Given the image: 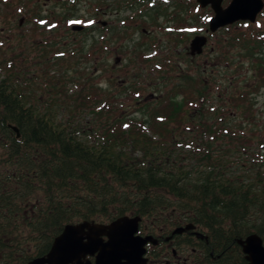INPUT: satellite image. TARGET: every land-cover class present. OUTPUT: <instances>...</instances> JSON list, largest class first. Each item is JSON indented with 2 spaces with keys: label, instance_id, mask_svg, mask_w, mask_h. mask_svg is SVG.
<instances>
[{
  "label": "trees",
  "instance_id": "trees-1",
  "mask_svg": "<svg viewBox=\"0 0 264 264\" xmlns=\"http://www.w3.org/2000/svg\"><path fill=\"white\" fill-rule=\"evenodd\" d=\"M80 2L57 0L44 11L0 0V264L46 255L67 224L125 215L178 214L215 235L217 252L229 246L232 260L238 240L256 234L264 243V134L255 110L264 9L249 35L221 29L190 57L178 46L212 15L192 17V0L146 5L101 37L90 35L94 25L68 27ZM18 16L20 30L8 33L4 25L12 30ZM158 20L170 24L167 53L155 55L157 42L143 34L129 52L131 28ZM113 51L124 65L107 60Z\"/></svg>",
  "mask_w": 264,
  "mask_h": 264
},
{
  "label": "water",
  "instance_id": "water-1",
  "mask_svg": "<svg viewBox=\"0 0 264 264\" xmlns=\"http://www.w3.org/2000/svg\"><path fill=\"white\" fill-rule=\"evenodd\" d=\"M223 1L196 0L201 8L209 6L213 12L208 21L207 33H215L238 22L254 23L264 8L263 0H230L226 7L222 6ZM81 29L80 26L71 28L72 31ZM206 44L207 36L193 37L189 43V54L201 55ZM116 62L119 63V59ZM12 130L17 133L15 127ZM139 222V217L123 216L109 224L83 221L65 225L53 240L48 253L26 264H146L144 247L150 237L146 239L136 235ZM249 236L238 241L246 260L250 264H264L262 240L256 234ZM87 257L94 258V262Z\"/></svg>",
  "mask_w": 264,
  "mask_h": 264
},
{
  "label": "flooded vegetation",
  "instance_id": "flooded-vegetation-1",
  "mask_svg": "<svg viewBox=\"0 0 264 264\" xmlns=\"http://www.w3.org/2000/svg\"><path fill=\"white\" fill-rule=\"evenodd\" d=\"M159 1L166 4L172 3L169 0H150V6L154 7ZM130 4L131 0H116L115 5L122 7L111 16L117 18L120 10ZM100 10H94L96 20L92 33L97 36H104L108 34L110 25L108 22L98 20V17H108V12L102 11L103 9ZM136 26L135 24L133 27L135 29L131 28L135 34L137 33ZM203 30V34H205L206 29ZM144 33L147 34V32ZM186 54H189L188 51ZM112 56L113 54H109L107 57L110 59ZM137 235L142 238L150 237L155 241L150 240L152 243L148 242L145 245L144 257L147 259V264H250L238 243L240 240L235 242L239 247L238 259L232 260L231 255H229V246L222 253L217 252L214 247L217 242L215 235L199 225L180 220L179 215L173 212H164L157 219L141 217ZM223 242L225 246L228 244L224 240ZM90 260L93 262V258Z\"/></svg>",
  "mask_w": 264,
  "mask_h": 264
},
{
  "label": "rangeland",
  "instance_id": "rangeland-1",
  "mask_svg": "<svg viewBox=\"0 0 264 264\" xmlns=\"http://www.w3.org/2000/svg\"><path fill=\"white\" fill-rule=\"evenodd\" d=\"M23 3H27L26 5H28L27 7L30 9L31 8V5L33 4V2H38V4L40 5L41 9L46 11L48 10L49 8H52L55 6V2L57 0H21ZM104 1V8L102 11H105L108 15V17H98L101 22H108L109 25H113L115 22L117 21H124L123 19L125 18H132L134 17L135 13H129V12H122L120 14H118V17L115 18V17H112L110 12L111 11H114L115 7L113 5H111V2H113V0H81L80 4H77V9H78V13L77 15L74 17V19H72L68 25V27L70 28L72 25H80V26H84V27H89L91 26L94 21L96 19H92V15H93V11L96 10V11H101L99 8H97V5H100V2ZM30 2V4H29ZM150 2V0H133V3H137V4H140L141 5V8L137 9L135 8L134 11H136L138 14L139 12H146L144 9L148 10L147 6H148V3ZM229 2V0H224L223 1V5L227 4ZM92 3H96V4H92ZM158 3H161V4H166V3H162L161 1H159ZM147 5V6H146ZM198 8H195V12L192 14V17H196L197 14L195 13H198V11H202V10H211L210 7H205L204 9L200 8L199 5L197 4ZM202 13V12H201ZM200 13V14H201ZM110 14V15H109ZM18 15H23V14H18ZM95 16V15H93ZM90 18V19H89ZM142 20V18H140ZM2 19L0 18V30H2L3 28V24L1 23ZM20 22L21 21V24H22V21H25V17H22L21 16H18L16 18V23H15V26H12L13 29H11V25H4L5 29H7V32L10 33V34H13V33H16L18 32V30H20L17 26V22ZM128 20L124 21V22H127ZM158 23L161 24V26L159 27H153V26H149V27H146V31L148 32L146 35L148 37H152V39H154L157 43L155 45H153L152 47L156 46L157 45V48H156V52H159V53H156L155 51H151V52H148L147 55H149L150 57H152L153 53L155 52L157 54H160V53H163V54H166L167 53V49L166 47L168 46L167 44V37L166 35L170 32L169 31V28L166 29V27H170V24H166L164 20H158ZM193 26H196V23H193ZM248 26L247 24H245L244 26L242 25H233L232 29L229 30V32H235L236 30H240L242 31L243 33H246L247 35L250 34V31H248ZM28 28V25L26 24V26L24 27H21V30L23 29H27ZM139 32H137L135 34L134 31H131L130 34V37L129 39L130 40H124L123 41V45L127 46L129 45L128 47V51L131 52L132 50V47H134L137 43L145 40L143 39V37H140V30H138ZM193 32L191 33L188 41L186 42V44L184 46H178L177 48V51L179 52L180 50L184 49V48H187L188 49V44H189V41L191 40V38L196 35V34H203L204 33V30L201 29L200 27H194ZM7 35V34H5ZM99 36V35H98ZM97 36V37H98ZM101 37V36H100ZM69 39H73V40H76V37L73 38L72 37V34H70V37ZM26 46L28 48H31L33 46V41L32 42H27L26 43ZM210 47H212V45L209 43L207 49H209ZM188 51V50H187ZM18 53V52H16ZM154 56V55H153ZM159 56V55H157ZM119 57L120 59V62L117 63L116 65H118L117 67L119 66H122L125 64L126 62V56H119L117 54H113L112 57H110V59H108L107 57V60L111 63V64H114L116 58ZM122 64V65H119V64ZM121 72H124V70H120ZM116 72H119V70H116ZM243 75H244V72H243ZM118 76H120V78L118 80H123L124 76L120 73L118 74ZM129 76H132L131 73H129ZM95 83H98L100 85H104V80L103 79H96L95 80ZM127 104H130L127 102ZM255 110L259 111L258 112V116H259V123L256 124V128L257 129H260L261 130V133L264 134V89L263 91H261L258 96H257V102L255 103ZM201 237V236H200ZM149 240H152V238H149ZM153 241V240H152ZM241 241V240H240ZM155 242V241H153Z\"/></svg>",
  "mask_w": 264,
  "mask_h": 264
},
{
  "label": "bare ground",
  "instance_id": "bare-ground-1",
  "mask_svg": "<svg viewBox=\"0 0 264 264\" xmlns=\"http://www.w3.org/2000/svg\"><path fill=\"white\" fill-rule=\"evenodd\" d=\"M192 47H193V45L191 44V45H190V50H192ZM176 231H177V230H176ZM250 237H251V236H249L248 239H249ZM146 239H147V238H146ZM248 239H247V240H248ZM247 240L245 241V244H246V245H247ZM148 242H151V243H152V241H148ZM238 243H239V242H238Z\"/></svg>",
  "mask_w": 264,
  "mask_h": 264
}]
</instances>
